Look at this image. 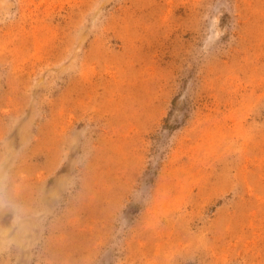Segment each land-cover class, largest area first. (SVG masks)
Segmentation results:
<instances>
[{
    "label": "rangeland",
    "instance_id": "rangeland-1",
    "mask_svg": "<svg viewBox=\"0 0 264 264\" xmlns=\"http://www.w3.org/2000/svg\"><path fill=\"white\" fill-rule=\"evenodd\" d=\"M0 264H264V0H0Z\"/></svg>",
    "mask_w": 264,
    "mask_h": 264
}]
</instances>
